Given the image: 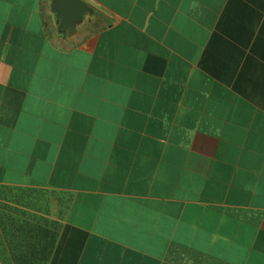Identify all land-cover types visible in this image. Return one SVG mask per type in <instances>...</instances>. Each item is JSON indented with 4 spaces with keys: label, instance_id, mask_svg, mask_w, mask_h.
Listing matches in <instances>:
<instances>
[{
    "label": "crops",
    "instance_id": "obj_1",
    "mask_svg": "<svg viewBox=\"0 0 264 264\" xmlns=\"http://www.w3.org/2000/svg\"><path fill=\"white\" fill-rule=\"evenodd\" d=\"M83 1L65 42L0 0V187L59 199L48 264H264V0Z\"/></svg>",
    "mask_w": 264,
    "mask_h": 264
},
{
    "label": "rangeland",
    "instance_id": "obj_2",
    "mask_svg": "<svg viewBox=\"0 0 264 264\" xmlns=\"http://www.w3.org/2000/svg\"><path fill=\"white\" fill-rule=\"evenodd\" d=\"M62 221L59 199L0 187V264H48Z\"/></svg>",
    "mask_w": 264,
    "mask_h": 264
},
{
    "label": "water",
    "instance_id": "obj_3",
    "mask_svg": "<svg viewBox=\"0 0 264 264\" xmlns=\"http://www.w3.org/2000/svg\"><path fill=\"white\" fill-rule=\"evenodd\" d=\"M50 11L57 33L65 42L72 41L94 16L93 8L83 0H51Z\"/></svg>",
    "mask_w": 264,
    "mask_h": 264
},
{
    "label": "trees",
    "instance_id": "obj_4",
    "mask_svg": "<svg viewBox=\"0 0 264 264\" xmlns=\"http://www.w3.org/2000/svg\"><path fill=\"white\" fill-rule=\"evenodd\" d=\"M56 240H57V236L54 237V238L52 239L51 243H50V245H51V247H50V255H51V253H52V251H53V249H54V246H55V242H56ZM50 255H49V260H50Z\"/></svg>",
    "mask_w": 264,
    "mask_h": 264
}]
</instances>
